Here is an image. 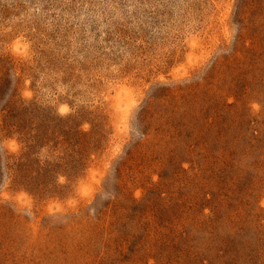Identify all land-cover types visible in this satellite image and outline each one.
<instances>
[{"label":"rangeland","instance_id":"rangeland-1","mask_svg":"<svg viewBox=\"0 0 264 264\" xmlns=\"http://www.w3.org/2000/svg\"><path fill=\"white\" fill-rule=\"evenodd\" d=\"M0 264H264V0H0Z\"/></svg>","mask_w":264,"mask_h":264}]
</instances>
